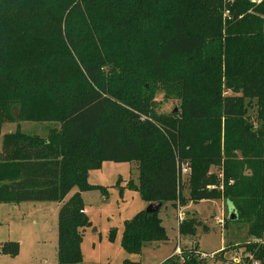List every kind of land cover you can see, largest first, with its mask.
I'll return each instance as SVG.
<instances>
[{
  "label": "trees",
  "instance_id": "16d2710c",
  "mask_svg": "<svg viewBox=\"0 0 264 264\" xmlns=\"http://www.w3.org/2000/svg\"><path fill=\"white\" fill-rule=\"evenodd\" d=\"M225 10L231 19L223 36ZM140 53L149 74L182 98L181 111L153 113L136 74ZM193 55L196 65L167 76L174 60ZM254 103L257 130L247 118ZM23 121L60 128L47 137L20 129L4 135L0 203L63 202L77 190L59 211L58 264L83 260L90 221L82 193L105 192L88 183L105 162H137L142 199L181 206L187 200L178 172L189 163V200H229L250 235L262 238L264 0H0V132ZM159 212L125 222L127 253L139 256L148 244L167 241ZM199 223L179 220L180 234L195 236ZM20 248L3 242L0 255L15 258ZM246 250L264 264V244ZM183 254L191 258L185 264H203ZM162 264H181L180 257Z\"/></svg>",
  "mask_w": 264,
  "mask_h": 264
},
{
  "label": "rangeland",
  "instance_id": "374dc122",
  "mask_svg": "<svg viewBox=\"0 0 264 264\" xmlns=\"http://www.w3.org/2000/svg\"><path fill=\"white\" fill-rule=\"evenodd\" d=\"M261 1L251 0V3L260 4ZM226 20L224 17L223 36L226 35ZM138 59L144 65L136 74L144 78H141L142 83L151 95L150 108L153 113L167 116L181 111L182 98L174 95L173 90L166 89L165 85L169 82L160 81L149 74L146 55L140 53ZM196 61L199 62V56L196 55L179 57L172 62L171 73L167 76L174 78L172 72L182 66L196 65ZM247 118L256 130L261 126L255 103L248 108ZM59 128V122L5 123L0 132V152L5 134L20 129L28 135L47 137L50 130ZM211 171L223 178L219 168L212 167ZM191 173L192 169L188 175L180 178V190L187 200L186 205L181 206L179 201L177 205L165 203L159 212L167 241L148 244L138 256L127 253L122 247L125 222L131 221L149 206L139 192L140 173L137 162H105L100 169L91 171L88 183L102 187L105 192L96 189L82 193L90 225L83 231V260L78 264H124L125 260L141 264H162L175 255L180 257L181 264H185L191 258L188 259L183 250H187L189 256H198L203 264H261L246 247L250 244H264V236L257 238L250 235L249 223L243 217L231 221L230 215L235 211L232 203L225 198L190 201ZM76 192L74 190L63 202L0 203V246L7 241L19 242L21 246L20 254L15 258L0 255V264H58L59 211ZM188 218L200 222V225L195 226V236H182L179 232V220ZM219 219H223L224 224H219ZM196 246L197 252L193 250Z\"/></svg>",
  "mask_w": 264,
  "mask_h": 264
},
{
  "label": "built area",
  "instance_id": "2783aa9c",
  "mask_svg": "<svg viewBox=\"0 0 264 264\" xmlns=\"http://www.w3.org/2000/svg\"><path fill=\"white\" fill-rule=\"evenodd\" d=\"M224 17L226 19L230 20L231 19V11L230 10H225ZM190 171H191V167H190L189 163L181 164V166L179 168V172H178L179 178H182V177L188 175L190 173ZM218 223L219 224H224V220L223 219H219Z\"/></svg>",
  "mask_w": 264,
  "mask_h": 264
},
{
  "label": "water",
  "instance_id": "95a60500",
  "mask_svg": "<svg viewBox=\"0 0 264 264\" xmlns=\"http://www.w3.org/2000/svg\"><path fill=\"white\" fill-rule=\"evenodd\" d=\"M176 111H177V110H176ZM163 204H164V203H154V204H150V205L148 206V208L146 209V212H147V213H150V214L158 213V212L161 210ZM232 208L234 209L233 205H232ZM234 211H235V209H234ZM238 218H239V217H238V215H237L236 212H232V213H231V215H230V220H231V221H234V220L237 221Z\"/></svg>",
  "mask_w": 264,
  "mask_h": 264
},
{
  "label": "crops",
  "instance_id": "0c3cea01",
  "mask_svg": "<svg viewBox=\"0 0 264 264\" xmlns=\"http://www.w3.org/2000/svg\"><path fill=\"white\" fill-rule=\"evenodd\" d=\"M147 204H149V205H150L151 203H147ZM163 205H164V204H163ZM162 207H163V206H162Z\"/></svg>",
  "mask_w": 264,
  "mask_h": 264
}]
</instances>
